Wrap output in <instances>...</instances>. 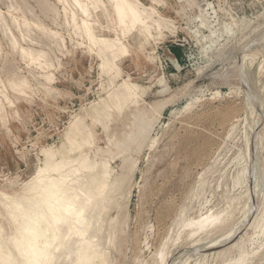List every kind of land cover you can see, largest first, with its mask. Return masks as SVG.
<instances>
[{
  "label": "rangeland",
  "instance_id": "374dc122",
  "mask_svg": "<svg viewBox=\"0 0 264 264\" xmlns=\"http://www.w3.org/2000/svg\"><path fill=\"white\" fill-rule=\"evenodd\" d=\"M2 1L0 191L21 192L44 166L45 149L62 148L71 122L82 116L93 133L84 152L92 160L108 159L115 176L128 175L103 217L104 245L110 239L106 228H116L105 246L108 264H264V0H141L157 4L162 17L170 19L169 28L162 34L152 28L153 38L133 31L125 39L129 52L117 60L121 75L115 83L102 70V59L90 53L89 41L81 45L76 39L74 24L64 20L62 1ZM100 7L92 10L100 19L96 32L114 37L116 25ZM39 23L42 28L36 27ZM51 31L62 35L60 46ZM20 46L48 52L41 60L51 64L49 82L38 63L22 56ZM23 78L26 84L14 89L13 82ZM124 80L141 87L139 100H129L121 113L115 110L106 130L94 121L96 103L109 99ZM142 119L153 123L149 136L143 142L129 140ZM123 145L126 151L116 155ZM126 157L137 159L130 173L123 166ZM2 220L7 226V219ZM255 220L261 225L252 226ZM231 230L238 237L220 245ZM228 247V254L219 256ZM240 248L247 260L238 259Z\"/></svg>",
  "mask_w": 264,
  "mask_h": 264
},
{
  "label": "bare ground",
  "instance_id": "6f19581e",
  "mask_svg": "<svg viewBox=\"0 0 264 264\" xmlns=\"http://www.w3.org/2000/svg\"><path fill=\"white\" fill-rule=\"evenodd\" d=\"M35 1H37V0H35ZM40 1H38V2H40ZM60 1H62L64 3V6L62 8L63 9L62 12L63 11L65 12V18L66 19H64V20H66V22L68 24H71V22L74 24L76 39L82 40L81 42L79 41L81 45L84 44V40L89 41L88 48H89L90 53L97 54L102 59L101 68L103 71H106L109 74L111 73V75H113V77H112L113 82L115 79L117 80V77H119L121 75V69L117 63V60H119V58L121 56L126 55L129 52V48H128L127 44L125 43V39L133 31H138L139 33L145 35L146 38H149V37L153 38L154 34L152 33V30H153L152 28L157 29L160 32V34H162V29L164 27L169 28L170 19H168V18L166 19V18L162 17L159 10L155 7L157 4L155 6H152V5L147 6V5L143 4L141 0H106L111 4V9H110L111 11L107 8V4H106L105 0H60ZM9 2H10V0H9ZM12 2H14V1H12ZM26 2H27V0H26ZM22 3H24V2H22ZM14 5H17V4L15 3L12 6H14ZM100 6L105 7V11L107 12L106 16L110 17L111 22L114 23V25H116V27L114 28V30H115V36L114 37H109L107 35H99L96 32V26L100 24V19H99L97 14H93L92 10L96 11ZM5 7H6V5H5ZM24 7L25 6L23 4V8ZM26 7H27V4H26ZM44 7H46V6H44ZM101 7H100V9H101ZM8 8H10V7H8ZM17 9H20V8L17 7ZM28 9H30V8H28ZM6 10H8V9H6ZM14 11H17V10H14ZM18 11H20V10H18ZM31 11H32V9H31ZM102 11H104V9H102ZM51 12H49V13H51ZM54 12L55 11H53V13ZM0 13H2V11ZM32 13H33V11H32ZM53 13H52V15H53ZM54 14H57V12H55ZM23 15H25V14H23ZM31 15H30V17H31ZM7 17H9V16H7ZM24 17H26V16H24ZM45 17H49V16H45ZM50 19H51V17H50ZM35 20H38V18ZM54 20H56V18ZM110 20H109V22H110ZM203 20H204V18H203ZM10 21H12V20H10ZM15 21L21 27V22L19 21L18 16H15ZM12 22H14V21H12ZM66 22H65V24H66ZM0 23H2V22H0ZM11 24H13V23H11ZM53 24H54V22H53ZM68 24H66V25L68 26ZM29 25L33 26L35 24H29ZM41 25H40V23L36 24V27L37 26L41 27ZM1 26L3 27L5 25H3V23H2ZM58 26H59V24H58ZM14 27H16V26L14 25ZM6 29H8V28H6ZM110 29H112V28H110ZM44 30H45V28H44ZM44 30H43V32H44ZM25 31L26 30H24L23 33H25ZM28 31H29V29H28ZM9 32H11V31L9 30ZM72 32L74 33V31H72ZM16 33L18 34V32H16ZM26 33H30V32H26ZM37 33H36V36H38ZM45 33H46V30H45ZM47 34H48V32H47ZM50 34H51V37L55 38L56 41L58 40L57 38L64 40L62 35L58 31H51ZM29 35H31V34H29ZM11 36H12V34H11ZM27 36L26 37L24 36L25 37L24 39H26ZM44 36H45V34H44ZM75 36L73 37V39H75ZM132 37H131V39H132ZM19 38H20V36H19ZM8 39H10V37H8ZM8 39H6V40L9 41ZM212 39H214V38H212ZM55 40H53V41L55 42ZM10 41H9V43H10ZM26 41H27V39H26ZM32 42H30V43H32ZM24 43H25V41H24ZM56 43H58V41ZM56 43L54 46H56V49H57V45L58 46H60V45H59V43L56 45ZM12 45L14 46V48H16L17 45L19 46V42L16 38L12 39ZM46 45H47V43H46ZM43 46H45V45H43ZM28 47L27 46H20L19 51H21L20 53H22V56L26 55L29 57V59L31 58L30 60L33 62V64L38 63L39 67L42 68L43 71L45 72L44 76L47 79V81L51 80L52 79L51 74L47 71V68H50L51 64L47 60H45V61L41 60V58L43 59L45 57V54H47L48 52L46 53L40 49L42 51L41 53H39L40 50H39V52L36 51L37 53H35L36 49H33L32 47H31L32 48L31 49ZM16 50H17V48H16ZM0 51H1V47H0ZM10 51H12V49ZM58 51L60 52V50H58ZM153 55H154V53H153ZM254 55H256V54L254 53ZM254 55H251V56H254ZM258 55H259V53H258ZM28 57H26V58L28 59ZM22 60H23V58H22ZM24 60H26V59L24 58ZM50 60H51V58H50ZM251 65H252V63H251ZM12 77H13V75H12ZM16 80H18V79H16ZM24 80H20V81L18 80L19 82H13L14 89L21 86L22 84H26V80L25 81ZM7 83H9V82H7ZM104 84L102 83V85H104ZM109 84H108V87H109ZM162 84H164V83H162ZM2 86H3V84H2ZM138 87H140V86H137V84H134V83L130 82L129 80H124L121 84L117 85L116 89H112L113 91L111 90L112 92L110 91L111 93L110 94L108 93L109 99H106V98L99 99L101 101L98 104L95 102L96 105H98V106H96V108H95L94 121H96V122L99 121V123L101 122L102 124H104V127L107 130L109 128L107 122L113 120L115 110H117L118 113H121L129 100H132L135 102H137L139 100L138 99L139 98L138 92H137V90L139 89ZM19 88H21V87H19ZM110 88H108V89H110ZM3 89H5L4 86H3ZM20 93H22V91ZM251 94H249L250 97H252ZM2 95H5V94H2ZM10 105H11V103H10ZM188 105L191 106V103ZM90 106H89V108H90ZM4 110H5V108H4V106L0 100V113L4 112ZM101 114H103V116ZM102 117H104V119H106L107 121L103 120ZM144 119H145V117H144ZM144 119H142V121L139 122L138 125H136L137 126L136 129H134L129 134V138H128L129 140L139 141V142L142 141L143 142L149 136V133L151 131L153 123H151L148 120L143 122ZM133 121H134V119H133ZM101 126L103 127V125H101ZM66 139H67V142L65 144H63L62 148H60V149H53L49 146L50 147V148L48 147L49 149L46 148L47 150L46 149H45V151L43 150L46 154L44 166L39 168L37 174L29 182H27V183L25 182L26 185L23 187V190L21 192L9 194L7 192L0 191V203L2 204L1 206H3V211L0 209V264H34V262H36V261H39L40 264H108V262H110L109 257L107 258V250H106L105 246L107 245V242L109 240H110V242L113 241L112 235H114L116 228L113 225H112L113 228H111V227L106 228L108 230L107 233L109 232V234H110V236L108 235L110 239H108L107 242L104 241L106 244V245H104V243L102 241L103 240L102 238H104L103 237V234H104L103 233V228H104L103 217L106 213H108L107 210L109 209V206H110V203L114 197V194L122 189L123 184H124L128 175L122 173V174L115 176L114 175V169L111 166L110 161L108 159H100L101 161L100 160L96 161L97 159L95 160V158H94V160H92L88 156V154L84 152L85 146L91 145L93 143V141H92L93 140V133H92V131H91V129H90V127H89V125L86 122L84 117L78 116V117H76L75 120H73L71 122L70 129L66 134ZM140 144H142V143H140ZM125 146L123 145L122 148H120L119 151L117 152L118 154H116V155H119V154L122 155L126 151L125 149L127 147L124 148ZM107 150H109V148ZM97 151H98V149H97ZM101 151H103V150H101ZM99 152H100V150H99ZM101 154H102V152H101ZM104 154H105V152H104ZM114 157H115V155L113 156V158ZM253 158H255V157H253ZM111 161H112V159H111ZM256 162H257V160H256ZM123 164H124L123 166H125V168L127 170V172H125V173H130L131 171L136 169L137 159H134V158L132 159V158L126 157V158H124ZM253 164L255 166V159H254ZM257 177H258V175H257ZM202 183H204V185H205V182H202ZM201 187H203V186H201ZM21 189H22V187H21ZM254 190H253V192L255 194ZM130 195H131V191L129 190L128 195H127L128 199H129ZM251 201H252V199H251ZM254 203L255 202H253V204ZM253 207H254V205H253ZM252 209L253 208L251 207V209H249V210H252ZM261 213H262V218L264 219V204L262 205ZM2 217H5L7 219V221H8L7 226L3 222ZM211 217L213 218V216H211ZM202 219H201L200 225H202ZM247 219H248V217H247ZM203 220L206 221V219H203ZM204 221H203V225H204ZM258 222L259 221L255 220L251 225L254 227H258L259 225H261ZM210 223H212V222H210ZM207 224H208V222H207ZM200 225H198V226L200 227ZM199 227H197V228L200 229ZM249 229H251V228L249 227ZM236 231L231 230L230 232L225 234L223 237L221 236L223 239L226 237L225 242H223V243L221 242L222 244L219 241H217V242H219L220 245L227 246L228 243L233 242V239H235V237H238V235L235 233ZM104 232H105V229H104ZM116 241H117V239L115 240V242ZM217 242H215V243H217ZM214 245L215 244H213V246ZM213 246L211 245V247H213ZM261 246L263 248V245H261ZM230 247L232 248V246H230ZM230 247H228L224 250H221V252L218 249L219 250L218 251L219 256L225 257L228 254L227 252L229 251L228 249ZM206 248H204V251H206L205 250ZM262 248L260 250H262ZM243 252H245V250L243 248H240V253L243 255H241V257H239L238 259L242 260V258L244 256ZM246 258H243V259L247 260L248 258L247 259ZM235 261H237V259ZM144 263H145V261H144Z\"/></svg>",
  "mask_w": 264,
  "mask_h": 264
},
{
  "label": "trees",
  "instance_id": "16d2710c",
  "mask_svg": "<svg viewBox=\"0 0 264 264\" xmlns=\"http://www.w3.org/2000/svg\"><path fill=\"white\" fill-rule=\"evenodd\" d=\"M173 52L176 53L177 57L179 56V54L177 53V49L176 48H173Z\"/></svg>",
  "mask_w": 264,
  "mask_h": 264
},
{
  "label": "snow or ice",
  "instance_id": "6c2138e0",
  "mask_svg": "<svg viewBox=\"0 0 264 264\" xmlns=\"http://www.w3.org/2000/svg\"><path fill=\"white\" fill-rule=\"evenodd\" d=\"M34 264H40V262L39 261H36V262H34Z\"/></svg>",
  "mask_w": 264,
  "mask_h": 264
}]
</instances>
